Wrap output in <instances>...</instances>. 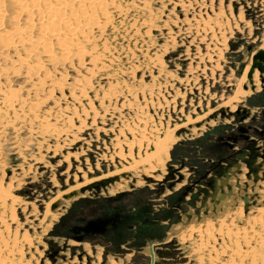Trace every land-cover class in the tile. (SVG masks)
I'll use <instances>...</instances> for the list:
<instances>
[{
    "label": "rangeland",
    "instance_id": "obj_1",
    "mask_svg": "<svg viewBox=\"0 0 264 264\" xmlns=\"http://www.w3.org/2000/svg\"><path fill=\"white\" fill-rule=\"evenodd\" d=\"M65 1L0 0V264H151L152 243L154 264H264L261 154L220 167L210 146L263 115L264 82L243 72L264 47V0ZM170 130L153 172L123 169ZM126 191L144 208L105 214ZM115 212L136 213L115 235L66 227Z\"/></svg>",
    "mask_w": 264,
    "mask_h": 264
},
{
    "label": "flooded vegetation",
    "instance_id": "obj_2",
    "mask_svg": "<svg viewBox=\"0 0 264 264\" xmlns=\"http://www.w3.org/2000/svg\"><path fill=\"white\" fill-rule=\"evenodd\" d=\"M262 93L264 94V87ZM256 123V125L248 124V126H241L237 131L231 129L226 134L218 135V140L213 142L210 146L212 148L214 147L213 149H217L220 153V167H222L223 165L221 164H225V160L228 161L230 157H235L237 159H240L241 161L244 160L249 166L253 163L256 164L257 162H259L256 157L257 151H259L261 154V158L263 159L262 163L264 162V112L261 119ZM256 129L258 131L257 138L251 137L249 131H256ZM255 140L256 144H252V142H254ZM259 140H263L262 144H260ZM240 155H242L243 158H240ZM253 158L256 160H253ZM207 170L210 171L212 169L207 168ZM221 171L224 173L226 170L221 169ZM182 178L183 177L180 176L177 179L181 180ZM170 184H173V182H170ZM190 188L182 190L184 196H186L185 194L187 192H190ZM136 197L137 196L133 195L131 191H126L125 193L123 192L112 196V198L108 200L109 204H111L112 202L118 203L113 204L112 206H109L107 204L106 206H104L103 212L107 214L108 212H112L116 208L123 209L125 205H131L132 203H135L137 205L140 204L141 208H144L146 204L142 201L139 202ZM121 200H126L127 203L121 204ZM133 215L136 216V213H127L126 217L124 218L120 212H115V216H113L111 220H104L100 218L97 219L93 217H91L90 219H86V216L83 215L78 217L76 220H72L69 225H66V227L68 230L73 231V234L78 239H83L85 236H92L97 234L98 232H103L105 230H114L115 232L113 233V235H115L122 230V226L125 223L124 221L132 218ZM98 216H103V214H98L97 217Z\"/></svg>",
    "mask_w": 264,
    "mask_h": 264
},
{
    "label": "bare ground",
    "instance_id": "obj_3",
    "mask_svg": "<svg viewBox=\"0 0 264 264\" xmlns=\"http://www.w3.org/2000/svg\"><path fill=\"white\" fill-rule=\"evenodd\" d=\"M79 1V0H78ZM81 1H83V0H81ZM85 2H86V0H85ZM102 2V0H88V4L90 5V7H94V4H100ZM20 3V2H19ZM66 3V1L65 0H55V5L57 6L56 8H63L64 7V4ZM71 3V2H70ZM82 3V2H81ZM105 3V2H104ZM21 4V3H20ZM84 4V3H83ZM86 4V3H85ZM99 4H98V6H99ZM23 5V4H22ZM20 6V5H19ZM70 6H71V4H70ZM82 6V5H81ZM81 6H79V7H81ZM86 6V5H85ZM87 7V6H86ZM55 8V9H56ZM89 9V8H88ZM77 10V9H76ZM91 10V9H90ZM83 11V10H82ZM62 13V12H61ZM61 13H57V14H55V15H52V18H54L55 19V23H57L58 21H60V20H62V21H64L65 22V24H69L68 22H66V19H64L63 20V17L61 16L62 14ZM73 13V12H72ZM90 13V12H89ZM93 13V12H92ZM85 14H88V13H85ZM84 14V15H85ZM54 16V17H53ZM76 16V15H75ZM77 17V16H76ZM66 18H68V17H66ZM78 20V19H77ZM72 21V20H71ZM70 22V21H69ZM54 23V22H53ZM83 23V22H82ZM48 24V23H47ZM76 25H78L77 23H75ZM80 26V25H79ZM53 27H54V25H53ZM68 27H70V25L68 26ZM48 28V27H47ZM66 29H67V27H66ZM72 31H73V29H71ZM51 31V30H50ZM58 32V31H57ZM69 32V31H68ZM56 34V33H55ZM63 34V33H62ZM69 34V33H68ZM75 36V35H74ZM250 59H249V61L246 63V67L244 68V72H243V75H244V73L246 72V71H248L247 70V68L249 67L250 68V66H248V65H250ZM248 68V69H249ZM257 71H258V73H257ZM256 73H257V78H256ZM260 72H259V70L255 67V70H254V72H253V74H252V79H253V83H251L250 82V84L252 85V86H254V87H251V89H254L255 90V88H257V87H259V83H260V81H261V79H260ZM259 78V79H258ZM245 80V77L243 78V77H241L240 78V81H239V85H240V83L242 82V81H244ZM246 81V80H245ZM247 85H249V84H247ZM246 85V87L243 89V91H242V89H240V86H237V88L234 90V92H233V94H232V96L231 97H235L236 99H237V97H238V95H239V93L241 92L242 94L243 93H247L248 91H250V87L249 86H247ZM245 91V92H244ZM241 95V94H240ZM234 98V99H235ZM237 100H239V99H237ZM236 101V100H235ZM229 102H230V100H229ZM229 102H228V104H229ZM233 105V104H232ZM231 106V105H230ZM231 109H234L232 106L230 107ZM174 129V128H173ZM172 129V130H173ZM172 130H170V131H167L166 132V134L162 137V138H160V139H157V141H154V150L152 151V152H150V153H146V154H144L143 155V157H139L138 159H134L133 160V162L132 163H130L129 164V166L128 167H123V169L124 170H126V169H138L140 166L142 167V169L143 170H145L146 171V173H148V174H150L151 172H153V170H155V168L156 167H158V165L159 164H161V161L159 160L160 159V154L163 156V160L165 161L166 160V156H165V152L167 153V151L169 150V148H170V146H171V144H172V142H174V138L172 137L171 138V133H172ZM178 135V134H177ZM130 154V153H129ZM128 154V155H129ZM119 156H121V153H119L118 154ZM121 158H123V156H121ZM264 163V162H263ZM147 166V167H146ZM140 169V168H139ZM117 171H119V170H117ZM121 171V170H120ZM119 171V172H120ZM138 171V170H137ZM135 173V172H134ZM137 174V173H136ZM236 174H238V172H236ZM236 174H234V175H236ZM135 175V174H134ZM147 175V174H146ZM152 175V174H151ZM150 175V176H151ZM105 176V175H104ZM122 176V175H121ZM101 177V176H100ZM153 177V176H152ZM154 177L155 178H157L158 179V176H155L154 175ZM153 177V178H154ZM87 180H85V182H86ZM88 181H90V180H88ZM99 182H101V180L99 181ZM160 182H162V181H160ZM118 183H121L120 181L118 182ZM82 184V183H81ZM81 184H79V185H81ZM84 184V183H83ZM114 186H115V188H117V183L114 181ZM79 185H76L77 187L79 186ZM119 185H121V184H119ZM114 186H113V189H115L114 188ZM123 186V185H122ZM75 188V187H74ZM242 189V188H241ZM261 189V188H260ZM237 195H239V194H237ZM249 195V194H248ZM232 196H234V195H232ZM232 198V197H231ZM225 200H226V198H225ZM233 200V199H232ZM230 202V201H229ZM214 204V203H213ZM220 204H222V203H220ZM228 205V204H227ZM235 208V207H234ZM222 209V208H221ZM228 210H229V208H228ZM239 210V209H238ZM55 212V211H54ZM216 212V211H215ZM218 213V212H217ZM216 213V214H217ZM249 213V212H248ZM183 214H186V213H183ZM182 216V215H181ZM212 216V215H211ZM220 219V218H219ZM256 220V219H255ZM184 223H185V221H183ZM201 222V221H200ZM187 224L185 225V227L187 228V230L189 231V229H194L195 228V230L196 229H198V227H199V225L200 224H198V227H193V226H191V222L190 221H187L186 222ZM189 223V224H188ZM207 223V222H206ZM193 225H194V223H193ZM203 225V224H202ZM205 226V225H204ZM204 228V227H203ZM174 230V229H173ZM197 231V230H196ZM200 231V230H199ZM204 231V230H203ZM207 231V230H206ZM202 232V231H201ZM205 232V231H204ZM152 246L150 247V250L151 249H153V254H154V251H155V247H154V245H157V243L156 244H154V243H152L151 244ZM154 263H155V261H154Z\"/></svg>",
    "mask_w": 264,
    "mask_h": 264
},
{
    "label": "water",
    "instance_id": "obj_4",
    "mask_svg": "<svg viewBox=\"0 0 264 264\" xmlns=\"http://www.w3.org/2000/svg\"><path fill=\"white\" fill-rule=\"evenodd\" d=\"M250 68L248 69L247 71V78L249 79V81L251 83H253V79H252V74L255 70V67L259 70L260 72V79L264 82V47L262 48H258L253 54H252V59H251V63H250ZM251 87H254V86H251ZM252 144H256V140L254 142H252ZM240 158H243L242 155L239 156ZM253 160H256L253 158ZM240 163L238 162L237 163V167ZM256 165H259V162H257L256 164H251L250 166H256ZM229 170L230 172H233V174H235V171L228 166V170L224 172V177H221V182L222 184L224 183H228L227 182V179L230 175L229 173ZM257 173L255 172L254 173V180H256L257 178ZM213 189H214V192H216L217 190V183H216V179L214 180L213 182ZM244 199L247 201L248 200V196L244 195ZM150 258H151V264H154V261H155V258H154V254H153V249L150 250Z\"/></svg>",
    "mask_w": 264,
    "mask_h": 264
},
{
    "label": "crops",
    "instance_id": "obj_5",
    "mask_svg": "<svg viewBox=\"0 0 264 264\" xmlns=\"http://www.w3.org/2000/svg\"><path fill=\"white\" fill-rule=\"evenodd\" d=\"M256 78H257V73H256ZM241 208V206H239V209ZM186 212V211H185ZM185 212H182V213H185ZM180 213V212H179ZM156 244V243H154ZM149 252H150V246H149Z\"/></svg>",
    "mask_w": 264,
    "mask_h": 264
}]
</instances>
